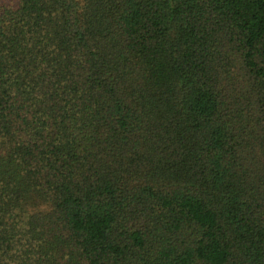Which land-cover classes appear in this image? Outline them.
Instances as JSON below:
<instances>
[{
	"label": "trees",
	"instance_id": "16d2710c",
	"mask_svg": "<svg viewBox=\"0 0 264 264\" xmlns=\"http://www.w3.org/2000/svg\"><path fill=\"white\" fill-rule=\"evenodd\" d=\"M0 264H264V0L0 4Z\"/></svg>",
	"mask_w": 264,
	"mask_h": 264
},
{
	"label": "rangeland",
	"instance_id": "374dc122",
	"mask_svg": "<svg viewBox=\"0 0 264 264\" xmlns=\"http://www.w3.org/2000/svg\"><path fill=\"white\" fill-rule=\"evenodd\" d=\"M7 0H0V4H4Z\"/></svg>",
	"mask_w": 264,
	"mask_h": 264
}]
</instances>
